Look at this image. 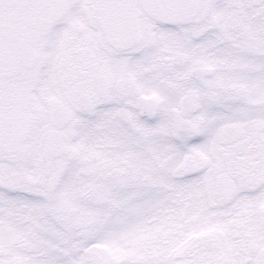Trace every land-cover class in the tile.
Returning <instances> with one entry per match:
<instances>
[{
    "label": "snow or ice",
    "instance_id": "obj_1",
    "mask_svg": "<svg viewBox=\"0 0 264 264\" xmlns=\"http://www.w3.org/2000/svg\"><path fill=\"white\" fill-rule=\"evenodd\" d=\"M0 264H264V0H0Z\"/></svg>",
    "mask_w": 264,
    "mask_h": 264
}]
</instances>
